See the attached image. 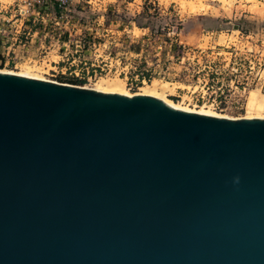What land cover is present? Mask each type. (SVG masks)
<instances>
[{"label": "water", "instance_id": "obj_1", "mask_svg": "<svg viewBox=\"0 0 264 264\" xmlns=\"http://www.w3.org/2000/svg\"><path fill=\"white\" fill-rule=\"evenodd\" d=\"M0 264H264V119L0 72Z\"/></svg>", "mask_w": 264, "mask_h": 264}, {"label": "rangeland", "instance_id": "obj_2", "mask_svg": "<svg viewBox=\"0 0 264 264\" xmlns=\"http://www.w3.org/2000/svg\"><path fill=\"white\" fill-rule=\"evenodd\" d=\"M12 1L0 0V72L264 119V0H72L38 17Z\"/></svg>", "mask_w": 264, "mask_h": 264}, {"label": "built area", "instance_id": "obj_3", "mask_svg": "<svg viewBox=\"0 0 264 264\" xmlns=\"http://www.w3.org/2000/svg\"><path fill=\"white\" fill-rule=\"evenodd\" d=\"M72 0H13L12 2L17 7L18 15L26 14L28 17H38L41 16L42 10L49 9L52 12H62L66 9L68 4ZM82 2H87V0H81ZM151 3L152 0H146Z\"/></svg>", "mask_w": 264, "mask_h": 264}, {"label": "bare ground", "instance_id": "obj_4", "mask_svg": "<svg viewBox=\"0 0 264 264\" xmlns=\"http://www.w3.org/2000/svg\"><path fill=\"white\" fill-rule=\"evenodd\" d=\"M3 73V72H2ZM11 74V73H9ZM16 75V74H15ZM20 76V75H19ZM26 77V76H25ZM28 78H34V79H39L37 77H34V76H27ZM41 80V79H39ZM122 83V82H121ZM120 82H106V81H103V80H100L97 84H98V87L95 88V91H99V92H109V93H115V94H121V95H125V96H131V95H127L125 94L124 92V88H123V84H121ZM150 87V86H149ZM147 87H145V92L147 93ZM93 90V89H92ZM137 95H141V94H137ZM142 95H145V93H143ZM149 95V94H147ZM254 97V96H253ZM163 102V101H162ZM165 103V102H164ZM263 103V102H262ZM166 104V103H165ZM168 105V104H166ZM253 105V104H252ZM169 106V105H168ZM172 106V105H171ZM170 106V107H171ZM250 106V105H249ZM252 107V106H251ZM260 107V106H259ZM172 108H175V109H179V110H182L180 109L179 107H177L176 105H173ZM257 108V107H255ZM257 110H261V109H257ZM183 111H187V112H193L191 110H184ZM194 113H198V114H204V115H209V116H213L211 114H208V113H203V112H200V111H197V112H194ZM258 116V115H257ZM216 117V116H215ZM225 118V117H223ZM230 119V118H229Z\"/></svg>", "mask_w": 264, "mask_h": 264}]
</instances>
